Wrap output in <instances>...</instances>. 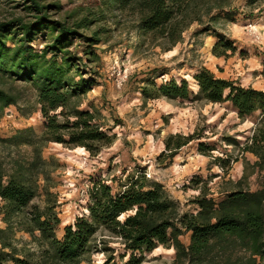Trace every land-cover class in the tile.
I'll use <instances>...</instances> for the list:
<instances>
[{"label":"trees","instance_id":"16d2710c","mask_svg":"<svg viewBox=\"0 0 264 264\" xmlns=\"http://www.w3.org/2000/svg\"><path fill=\"white\" fill-rule=\"evenodd\" d=\"M100 1L102 9L95 19L83 17L69 24L71 15L52 20L48 11L53 6L25 0L28 5L23 10L29 16L0 22V121L20 99L18 92L10 90L13 85L34 91L35 112L43 120L38 136L27 128L0 138V149L17 153L9 165L0 161V264H92L97 255L103 257L101 264H143L159 247L173 251L172 264H264V91L217 78L203 67L192 75L194 92L184 79L157 84L155 80L167 73L155 69L138 74L136 87L143 105L156 100L226 105L238 118H253L251 134L240 148L235 139L222 138L227 146L241 149V156L254 158L252 164L244 161L239 180L226 182L222 198L213 199L209 181L194 178L188 186L197 192L188 202L193 210L183 211L160 183L142 171H132L112 178L111 185L92 181L84 214L62 228L55 204L34 203L47 196L50 188L49 164L41 156L47 144L95 156L116 141L96 109L80 108L97 76L85 70V61L99 64L94 48L109 42V31L97 29L89 35L80 31L112 18L116 27L124 26L134 34L135 55L144 49L170 52L197 25L198 34L216 39L211 55L226 59L236 49L216 27L233 23L237 16L257 20L264 15V0H245L242 10L235 0ZM39 40L41 48H34ZM79 42L84 59L74 48ZM262 68L264 74V64ZM31 114L22 113V117ZM202 137L197 133L167 136L162 159L170 163L182 148L198 142L197 152L210 157L211 164L227 175L239 157L210 156L215 148L200 143ZM22 148L30 150L29 159L19 157ZM254 175L259 188L251 191L248 180Z\"/></svg>","mask_w":264,"mask_h":264},{"label":"rangeland","instance_id":"374dc122","mask_svg":"<svg viewBox=\"0 0 264 264\" xmlns=\"http://www.w3.org/2000/svg\"><path fill=\"white\" fill-rule=\"evenodd\" d=\"M24 1L1 0L0 22L29 16L23 10L28 5ZM244 2L245 0H235V6L242 10ZM39 3L54 7L48 11L52 20L58 21L73 15L67 20L69 24L83 17L95 19L100 16L99 11L102 9L100 0H39ZM97 29L109 31V42L94 48L100 58L99 64L93 65L85 61V70L91 69L97 76L93 78L95 86L82 98L80 108L96 109L104 118L103 126L115 135L116 141L110 147L102 148L95 156H90L82 149L68 150L57 144H47L41 156L49 164L47 173L50 188L47 196L34 203L41 205L42 200H48L55 204L62 228L84 214L86 190L92 181L100 179L111 185L112 178H123L132 171H142L147 178L160 183L169 198L176 201L183 211L193 210L188 202L197 195L196 191L188 188L191 179L209 181L208 187L213 199L217 201L222 198L220 193L226 182H236L241 177L244 161L250 164L254 162L250 155L241 156L239 149L251 134L253 118H238L226 105L198 102L170 104L164 100L150 101L143 105L136 82L141 78L138 74L155 69V72L167 73L155 80L157 84L170 79L176 82L184 79L191 92H194L192 75L203 67L217 78L264 91V15L257 20L237 16L233 23L216 27L236 49L235 54L226 59L211 55L216 39L209 34H198L197 25H192L183 34L182 41L170 52L144 49L135 55L131 48L136 39L126 27H116L115 20L107 18L96 22L89 31L80 32L89 35ZM77 44L79 46L74 48L77 49L78 57L84 59L82 45L80 42ZM41 46L40 40L33 44L34 48ZM10 90L18 92L20 99L17 107L11 106L5 111L0 121V138H7L17 130L27 128H32L38 136L42 131L43 120L35 112L37 107L34 91L22 85H13ZM29 111L32 112L31 115L22 117V113L28 114ZM193 133L203 136L200 143L215 148L210 156L239 157V161L231 166L227 175L211 164L210 157H203L197 152L198 142L182 148L170 163L164 162L161 157L163 140L169 135L189 136ZM224 137L235 139L240 144L239 148L227 146L222 141ZM9 154L0 149L2 164L9 165L17 155L15 152L11 156ZM18 155L29 159L31 152L28 148H22ZM248 188L251 191L258 190L256 175L249 178ZM21 236L27 239L26 236L18 235ZM181 240L187 243V237ZM102 262L103 257L100 255L92 258V264ZM172 263L173 251L159 247L143 264Z\"/></svg>","mask_w":264,"mask_h":264},{"label":"bare ground","instance_id":"6f19581e","mask_svg":"<svg viewBox=\"0 0 264 264\" xmlns=\"http://www.w3.org/2000/svg\"><path fill=\"white\" fill-rule=\"evenodd\" d=\"M80 150V149H79Z\"/></svg>","mask_w":264,"mask_h":264}]
</instances>
